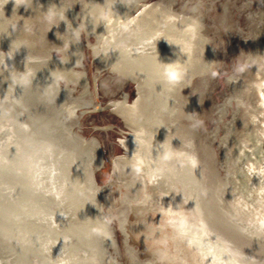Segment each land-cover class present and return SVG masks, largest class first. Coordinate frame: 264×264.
Returning a JSON list of instances; mask_svg holds the SVG:
<instances>
[{
	"label": "water",
	"instance_id": "water-1",
	"mask_svg": "<svg viewBox=\"0 0 264 264\" xmlns=\"http://www.w3.org/2000/svg\"><path fill=\"white\" fill-rule=\"evenodd\" d=\"M264 0H0V264H264L218 182Z\"/></svg>",
	"mask_w": 264,
	"mask_h": 264
},
{
	"label": "bare ground",
	"instance_id": "bare-ground-1",
	"mask_svg": "<svg viewBox=\"0 0 264 264\" xmlns=\"http://www.w3.org/2000/svg\"><path fill=\"white\" fill-rule=\"evenodd\" d=\"M257 115H252L250 124H261ZM243 124L240 145L230 150V166L237 170L232 178V203L236 214L249 217L251 227L264 226V129L253 130L246 120Z\"/></svg>",
	"mask_w": 264,
	"mask_h": 264
},
{
	"label": "rangeland",
	"instance_id": "rangeland-1",
	"mask_svg": "<svg viewBox=\"0 0 264 264\" xmlns=\"http://www.w3.org/2000/svg\"><path fill=\"white\" fill-rule=\"evenodd\" d=\"M264 54L255 69L249 84L248 88L238 115V119L229 143V147L220 171L218 182L230 204V207L240 225V227H251L249 223V217L244 215L236 214L234 206L232 203L233 200V176L237 170L231 168L230 164V150L236 145H240L239 139L242 137V133L245 125L243 121L246 120L250 124V119L252 115L258 113V117L261 121V124H256L253 126V130H263L264 129V106H263V93H264ZM260 126V127H259ZM252 217V215H250Z\"/></svg>",
	"mask_w": 264,
	"mask_h": 264
}]
</instances>
